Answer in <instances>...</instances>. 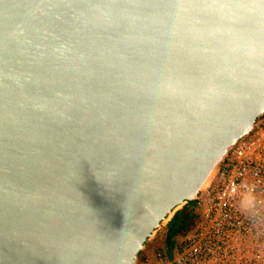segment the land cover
Segmentation results:
<instances>
[{
  "label": "water",
  "instance_id": "obj_1",
  "mask_svg": "<svg viewBox=\"0 0 264 264\" xmlns=\"http://www.w3.org/2000/svg\"><path fill=\"white\" fill-rule=\"evenodd\" d=\"M264 114V0H0V264H135Z\"/></svg>",
  "mask_w": 264,
  "mask_h": 264
},
{
  "label": "built area",
  "instance_id": "obj_2",
  "mask_svg": "<svg viewBox=\"0 0 264 264\" xmlns=\"http://www.w3.org/2000/svg\"><path fill=\"white\" fill-rule=\"evenodd\" d=\"M196 207L200 219L171 250L135 264H264V114L228 149Z\"/></svg>",
  "mask_w": 264,
  "mask_h": 264
},
{
  "label": "trees",
  "instance_id": "obj_3",
  "mask_svg": "<svg viewBox=\"0 0 264 264\" xmlns=\"http://www.w3.org/2000/svg\"><path fill=\"white\" fill-rule=\"evenodd\" d=\"M200 219L199 210L196 207V202H190L177 210L173 217L167 223L166 244L171 250L173 247V237L176 234H182L191 230ZM142 253V251L138 254Z\"/></svg>",
  "mask_w": 264,
  "mask_h": 264
},
{
  "label": "rangeland",
  "instance_id": "obj_4",
  "mask_svg": "<svg viewBox=\"0 0 264 264\" xmlns=\"http://www.w3.org/2000/svg\"><path fill=\"white\" fill-rule=\"evenodd\" d=\"M183 205L179 206L177 210H179L180 208H182ZM175 211V212H176ZM173 217L170 216V219ZM169 219V220H170ZM169 220L166 222V224H164L163 226H161L155 233L154 237L152 238V240H150L144 250L142 251V253L139 255L141 256L143 254V252L148 253L150 255H153L155 252H157L160 248H165L167 246L166 244V236H167V223L169 222Z\"/></svg>",
  "mask_w": 264,
  "mask_h": 264
}]
</instances>
